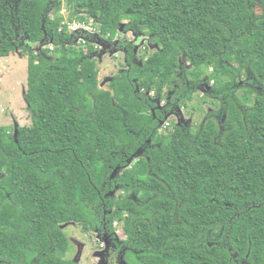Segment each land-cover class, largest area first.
<instances>
[{"label":"trees","instance_id":"trees-1","mask_svg":"<svg viewBox=\"0 0 264 264\" xmlns=\"http://www.w3.org/2000/svg\"><path fill=\"white\" fill-rule=\"evenodd\" d=\"M75 21L157 51L138 62L122 38L100 89L99 39ZM17 53L31 125L0 127V264H63L59 224L124 217L144 232L131 264H264V0H0V58ZM199 90L204 121L165 126Z\"/></svg>","mask_w":264,"mask_h":264},{"label":"rangeland","instance_id":"rangeland-1","mask_svg":"<svg viewBox=\"0 0 264 264\" xmlns=\"http://www.w3.org/2000/svg\"><path fill=\"white\" fill-rule=\"evenodd\" d=\"M66 12L68 11L65 10V5L62 4L60 14L66 18L68 15ZM124 25L125 22L121 25L120 32L117 33L114 41L110 45H105L103 40L97 37L96 29H92L94 37L99 39L92 44L94 46V54L91 58L95 60L98 67L100 89H106L112 78L124 70L125 54L118 49L122 38L125 37L128 43H135L134 54L138 62L147 59L153 52L157 51V47L151 45L147 40H136L135 35L130 32L125 33L122 30ZM85 26L91 29L90 26ZM46 48L49 50L50 48L53 49L52 46H47ZM26 66V61L18 53L6 59L0 58V127H7L12 133L18 127L31 125L28 105L24 99L26 93ZM202 95V91L199 90L194 96L193 101L185 109H178L174 116L169 117V122L165 123V126L175 123L198 127L204 121L206 115L214 109L208 101L201 104L204 100ZM228 105L229 112L236 114V109L233 104L229 103ZM119 228V226L115 227V229ZM61 229L69 231V234L71 233L69 235L70 240L73 245L76 244L73 257L74 259L77 258L78 264H95L98 256L92 257L90 255L89 247L85 244L87 240L83 238L80 228L70 224L62 226ZM91 246L93 247L92 244Z\"/></svg>","mask_w":264,"mask_h":264},{"label":"flooded vegetation","instance_id":"flooded-vegetation-1","mask_svg":"<svg viewBox=\"0 0 264 264\" xmlns=\"http://www.w3.org/2000/svg\"><path fill=\"white\" fill-rule=\"evenodd\" d=\"M125 221L126 220L124 217V221H113L111 225L103 223L101 225L102 229L93 228L92 230H90L86 228V231L83 229L82 225L77 224L76 222L59 224L58 228L61 232V235L66 239L65 242H68L66 249L63 250V241H61L60 239L57 240V243L49 241L48 251L57 252L55 254L59 258V261H61L63 264H78L77 258L74 259L73 257V251L74 248L76 249V244L73 245L72 241L70 240L71 238L69 235L71 233L69 234V231L61 229V227L64 225L72 224L80 228L83 238L87 240L85 244L89 247L88 250L91 252L90 255L92 257L98 256V260L95 264H131L133 260L132 255L141 252L139 247L135 245L137 242L139 243L140 241H143L140 239V236L144 234V232L137 230V233L139 235L133 236L134 234H131L132 231L130 229L124 228ZM116 226H119L120 228L115 229ZM208 234H210V231L206 233V236ZM177 238L181 240L179 238V233L174 231L168 239L163 240L164 242L162 241V239L157 240V246L163 249L165 243H168L170 247L173 243V240H177ZM211 241L212 240L210 239V237L207 236L205 238L193 237L188 242H185L190 243L193 248H201L204 246H208ZM56 244V248L58 250H55ZM91 244L93 245V247L91 246ZM141 247L149 248L148 245H141ZM172 248L173 246H171L170 249L172 250Z\"/></svg>","mask_w":264,"mask_h":264},{"label":"built area","instance_id":"built-area-1","mask_svg":"<svg viewBox=\"0 0 264 264\" xmlns=\"http://www.w3.org/2000/svg\"><path fill=\"white\" fill-rule=\"evenodd\" d=\"M68 25V29L69 31L72 32H82V33H89V34H94L92 32V29H89L88 27H86L84 24H80L78 22H71V23H67ZM52 48H50L51 50Z\"/></svg>","mask_w":264,"mask_h":264}]
</instances>
